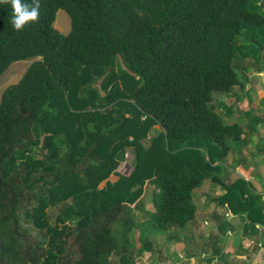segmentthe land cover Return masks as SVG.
Masks as SVG:
<instances>
[{"label":"trees","instance_id":"16d2710c","mask_svg":"<svg viewBox=\"0 0 264 264\" xmlns=\"http://www.w3.org/2000/svg\"><path fill=\"white\" fill-rule=\"evenodd\" d=\"M142 6L144 10L137 0H40L38 20L16 30L11 3L0 2V76L12 62L31 60L19 79L0 94V264H134L135 256L151 250L157 233L183 228L194 219L195 189L206 178L222 181L212 170L219 169L232 143L246 144L243 127L225 122L210 101L213 92L243 87L233 66L237 56L264 61V0H142ZM60 9L70 19L66 33L53 25ZM86 66L103 72L96 86L81 89V104L93 102L97 94L103 106L111 104L114 110L121 98L133 97L131 104L142 120L151 119L148 129L158 125L159 136L174 150L163 152L162 162L151 161L149 155L140 157L134 143L138 155L126 188L116 182L106 189L88 186L76 196V207L60 216L62 222L46 235L42 219L34 212L42 203L48 204L59 182L72 178L96 184L113 172V166L104 171L92 168L83 159V136L74 145L67 144L66 157L53 159L44 154L47 167L36 172V177L24 176L14 165L8 170L6 165L14 153L23 152L34 136L47 130L34 126L40 120L48 123L46 113H53L48 125L58 132L60 121L55 126L56 115L48 104L64 111L62 96ZM118 75L128 76L132 85L135 82L133 95L131 91L119 92L121 98L114 93L101 95ZM113 112L109 109L105 114ZM208 141L218 148L206 161L204 154L192 148L209 151ZM198 157L202 163L191 160ZM157 164L161 166L155 174L140 175L141 168L149 170ZM246 182L240 176L225 183L215 199L234 217H242L241 222L237 220L241 235L252 236L251 248L256 250L259 237L264 240V199L258 202L260 195L250 182L251 189L247 188ZM137 183L150 194L151 209L138 194L131 197ZM137 210L145 219L139 218ZM30 217L46 239L24 225ZM219 250L214 249L217 264H228L226 254ZM117 253L122 255L112 261Z\"/></svg>","mask_w":264,"mask_h":264},{"label":"rangeland","instance_id":"374dc122","mask_svg":"<svg viewBox=\"0 0 264 264\" xmlns=\"http://www.w3.org/2000/svg\"><path fill=\"white\" fill-rule=\"evenodd\" d=\"M137 5L140 10H144L142 0H137ZM54 21L53 25L59 31L66 33L69 30L70 19L64 10L57 11ZM241 41L245 42V39L242 38ZM252 59L240 54L233 63L238 78L243 81V87L237 86L229 93L213 92L210 101V105L220 113L225 122H237L243 127L246 131V144L240 146L232 143L234 147L225 159L219 162V169L212 170V174L218 175L222 181L213 182L212 179L206 178L200 187L195 189L194 202L197 211L194 219L183 228L174 226L167 231L157 233L159 236H155L151 250L135 256L134 264H217L215 254L218 251L215 252L214 249H220L219 252L226 254L228 264H247L245 262L247 258L256 259L254 260L256 264L262 263V260L254 258L256 252L255 248H251L250 240L252 238L243 240V242L240 240L242 238L240 224L242 217L239 215L234 217L229 209H225L222 203L216 202L215 199L217 195L223 193L225 183H231L237 177H247L248 180L244 185L249 189L251 187L248 182L254 178L257 180L258 172L262 174L264 181V61L254 62ZM30 62L31 60H19L8 66L0 76V94L5 86L19 79ZM86 67L89 68L84 67L85 69L79 75V80L67 94L62 96L65 104L64 111L60 112L58 106L52 102L48 104V108L50 107V110L56 115L55 126H58L57 122L60 121L59 133L50 129V124L48 125L49 120L51 121V117L54 116L53 113H46L48 123L44 125L40 120L34 126L40 130H47L40 131L34 136L31 143L24 145L23 152L14 153L6 165L8 170H11L14 165L23 171L24 176L36 177V172L47 167L42 160L44 154L53 159L66 157L70 151L67 144L74 145L79 137L83 136V141H85L81 145V149L84 151L83 159L93 164L92 168L96 167L102 171L107 170L108 166H113V170H111L113 172H109L96 184L91 180L78 183L72 178L59 182L58 187L53 189L48 204L42 203L34 212L39 219H42V230L46 235H48L47 231L62 222L60 216H66L70 209L76 207L75 204L78 203L76 196H81L88 186L96 190L109 188L115 182L124 186L128 174L134 170L135 157L137 158L138 155L133 148L134 143L139 147L140 157L149 155L151 161L162 162V153L174 150L170 146L168 149L164 136H159L158 125L148 129L151 126V119L142 120L141 114L136 112L131 104V102L135 103L133 97L123 99L119 97V92L125 94L131 91L133 95L135 82L132 85L128 76H114L108 89L101 94L114 93L121 98L118 104L116 103V109L113 110V105L108 103L103 106V103L99 102L100 96L97 94L93 102L90 101L87 105L81 104L84 100V98H80L81 89L96 86L97 80L103 72L101 68ZM97 92L99 91L97 90ZM114 102L115 99H112L110 103ZM91 103L92 105H90ZM84 106L86 107L83 108ZM109 109L114 112L108 116L105 113ZM147 137L151 139H147ZM133 139L134 141H132ZM207 143H210L211 151L210 148L208 151L207 148L201 146L192 148V151L204 154L206 161L212 158L213 149L215 153L218 148L213 142L208 141ZM182 147L186 148L187 144H183ZM257 148L262 151L256 152ZM118 151L120 154L116 155ZM74 152L75 149H72L71 153ZM115 155L116 158H114ZM78 158L76 155V160ZM200 158L198 157L196 160L191 158V160L202 163ZM185 160L188 161V158ZM202 165L204 164H200V166ZM160 166L161 164H157L150 167L149 170L141 168L140 175H145L144 172L155 174L156 168ZM202 169L211 171L208 166H203ZM81 187H85L84 191L71 192ZM131 191V197L132 193L138 194L145 201V207L152 208L150 194L144 190L142 183L134 185ZM255 192L260 195V198L257 199L260 202L263 196L258 189H255ZM226 212L231 213L228 220L225 219ZM136 213L141 220L145 219L146 216L141 210H137ZM23 223L30 227L33 233L46 239L41 228L34 224L32 217ZM72 236L68 238L69 242ZM120 255L122 253L114 255L112 261L117 260Z\"/></svg>","mask_w":264,"mask_h":264},{"label":"clouds","instance_id":"9594fccd","mask_svg":"<svg viewBox=\"0 0 264 264\" xmlns=\"http://www.w3.org/2000/svg\"><path fill=\"white\" fill-rule=\"evenodd\" d=\"M0 2L11 3L13 9L11 22L16 30H23L27 24L39 18L40 0H32L30 4L22 0H0Z\"/></svg>","mask_w":264,"mask_h":264},{"label":"crops","instance_id":"0c3cea01","mask_svg":"<svg viewBox=\"0 0 264 264\" xmlns=\"http://www.w3.org/2000/svg\"><path fill=\"white\" fill-rule=\"evenodd\" d=\"M256 152L257 151H260V149L258 150V148L255 150ZM254 157H255V155H254ZM257 159V158H256ZM244 173H245V170H244ZM257 173V172H256ZM259 173V174H258ZM257 173V176H258V178H257V180L254 178V179H252L250 182L252 183V185L255 187V189H258L259 190V192L262 194V196H263V198L261 199V200H263L264 199V181H263V179H262V174L260 173V172H258ZM248 174V173H247ZM246 174V175H247ZM255 174V173H254ZM245 175V176H246ZM246 180H248V178L247 177H244ZM264 204V203H263ZM243 238V237H242ZM241 238V239H242ZM250 238H252L251 240H250V242H254V241H252L253 240V237L252 236H249V237H244L243 239L244 240H248V239H250ZM264 240H263V237H259V240H258V243H257V246H258V250L256 249L255 250V257L254 258H258V259H260V260H262L261 262V264H264V242H263ZM254 260H256V259H252V258H247V259H245V262H247V264H256L255 262H254Z\"/></svg>","mask_w":264,"mask_h":264},{"label":"built area","instance_id":"2783aa9c","mask_svg":"<svg viewBox=\"0 0 264 264\" xmlns=\"http://www.w3.org/2000/svg\"><path fill=\"white\" fill-rule=\"evenodd\" d=\"M225 216H226V218H229V217H231V213L230 212H226Z\"/></svg>","mask_w":264,"mask_h":264},{"label":"water","instance_id":"95a60500","mask_svg":"<svg viewBox=\"0 0 264 264\" xmlns=\"http://www.w3.org/2000/svg\"><path fill=\"white\" fill-rule=\"evenodd\" d=\"M75 230L77 229V225L75 226V228H74Z\"/></svg>","mask_w":264,"mask_h":264}]
</instances>
